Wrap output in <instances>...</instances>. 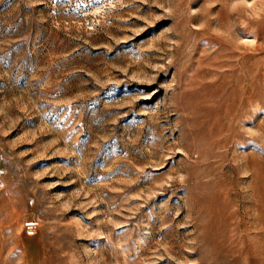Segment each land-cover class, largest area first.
Returning a JSON list of instances; mask_svg holds the SVG:
<instances>
[{"label": "rangeland", "instance_id": "obj_1", "mask_svg": "<svg viewBox=\"0 0 264 264\" xmlns=\"http://www.w3.org/2000/svg\"><path fill=\"white\" fill-rule=\"evenodd\" d=\"M0 264H264V0H0Z\"/></svg>", "mask_w": 264, "mask_h": 264}]
</instances>
